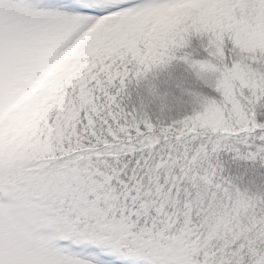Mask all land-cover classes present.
<instances>
[{
    "label": "snow or ice",
    "instance_id": "6c2138e0",
    "mask_svg": "<svg viewBox=\"0 0 264 264\" xmlns=\"http://www.w3.org/2000/svg\"><path fill=\"white\" fill-rule=\"evenodd\" d=\"M0 264H264V0H0Z\"/></svg>",
    "mask_w": 264,
    "mask_h": 264
},
{
    "label": "rangeland",
    "instance_id": "374dc122",
    "mask_svg": "<svg viewBox=\"0 0 264 264\" xmlns=\"http://www.w3.org/2000/svg\"><path fill=\"white\" fill-rule=\"evenodd\" d=\"M83 11H86V10H83Z\"/></svg>",
    "mask_w": 264,
    "mask_h": 264
}]
</instances>
